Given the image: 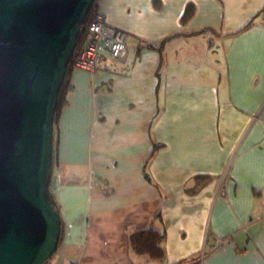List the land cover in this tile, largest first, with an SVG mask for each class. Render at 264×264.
Masks as SVG:
<instances>
[{
  "label": "crops",
  "instance_id": "obj_1",
  "mask_svg": "<svg viewBox=\"0 0 264 264\" xmlns=\"http://www.w3.org/2000/svg\"><path fill=\"white\" fill-rule=\"evenodd\" d=\"M96 3L127 56L69 72L47 264H264V0ZM151 219L163 260L130 248Z\"/></svg>",
  "mask_w": 264,
  "mask_h": 264
},
{
  "label": "water",
  "instance_id": "obj_2",
  "mask_svg": "<svg viewBox=\"0 0 264 264\" xmlns=\"http://www.w3.org/2000/svg\"><path fill=\"white\" fill-rule=\"evenodd\" d=\"M95 0H0V264H44L59 213L49 199L53 117Z\"/></svg>",
  "mask_w": 264,
  "mask_h": 264
},
{
  "label": "trees",
  "instance_id": "obj_3",
  "mask_svg": "<svg viewBox=\"0 0 264 264\" xmlns=\"http://www.w3.org/2000/svg\"><path fill=\"white\" fill-rule=\"evenodd\" d=\"M97 0H95L92 5L90 6L88 12L86 13V16L82 22V25L80 27V31L76 37L75 45L73 52L70 56L66 72L64 75V79L62 81V84L59 88L58 94H57V103L56 108L54 111V117H53V132H52V158H51V164H50V177L53 171L54 166V149H55V136H54V128L57 122V117L60 111V108L64 104L66 100V95L69 89V83H68V76L70 70L73 68V61L74 57L77 53V51L80 49L84 33H85V27L88 24V22L91 20L92 16L97 12L96 5ZM157 1H155L156 4ZM194 7L191 3H188L184 11L180 17V22L185 23L193 14ZM255 17H253L243 28H246L250 26L253 22ZM143 47L148 49H158L160 46L155 45L152 43H144ZM146 178H148V175L145 172ZM49 189V188H48ZM49 199L53 206V208L59 213L55 202L53 201L50 193H49ZM61 221V220H60ZM163 240H164V233L162 231H159L158 229L154 228L152 226V219L149 221L148 225L144 228L136 229L132 231L129 234V244L130 248L137 254L145 255L150 259H156V260H163L164 259V249H163ZM51 258V257H50ZM49 258V259H50ZM49 259L44 263L47 264Z\"/></svg>",
  "mask_w": 264,
  "mask_h": 264
},
{
  "label": "built area",
  "instance_id": "obj_4",
  "mask_svg": "<svg viewBox=\"0 0 264 264\" xmlns=\"http://www.w3.org/2000/svg\"><path fill=\"white\" fill-rule=\"evenodd\" d=\"M126 37L124 30L107 24L101 14L96 12L85 27L81 47L74 57L73 68L94 72L103 66L106 58L123 62L128 49ZM226 238H217L213 245L202 251L201 258L205 251L216 249Z\"/></svg>",
  "mask_w": 264,
  "mask_h": 264
}]
</instances>
